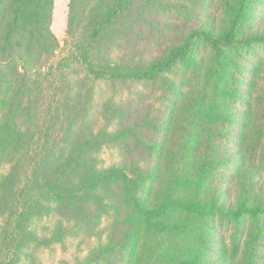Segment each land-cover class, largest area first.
I'll return each mask as SVG.
<instances>
[{
	"label": "trees",
	"instance_id": "obj_1",
	"mask_svg": "<svg viewBox=\"0 0 264 264\" xmlns=\"http://www.w3.org/2000/svg\"><path fill=\"white\" fill-rule=\"evenodd\" d=\"M53 3L0 0V264H42L40 250L67 240L87 246L74 264H129L137 240L186 201V149H165L167 114L135 86L165 81L187 60L188 39L162 38L163 18L189 9L179 0H70L60 45ZM192 29L211 49L236 43L233 30ZM104 149L117 156L109 166ZM165 173L173 187L153 197ZM260 199L228 211L264 212Z\"/></svg>",
	"mask_w": 264,
	"mask_h": 264
},
{
	"label": "rangeland",
	"instance_id": "obj_2",
	"mask_svg": "<svg viewBox=\"0 0 264 264\" xmlns=\"http://www.w3.org/2000/svg\"><path fill=\"white\" fill-rule=\"evenodd\" d=\"M69 1L53 3L51 30L60 45ZM179 1L193 12L166 15L162 42L188 39L187 60L177 63L165 81L135 87L145 104L167 114L161 132L165 149H186V179L178 186L186 201L176 221L164 217L163 226L152 225L149 236L137 240L129 264H264V212L228 211L230 203L236 209L245 199L256 207L264 193V41L257 38L264 34V0ZM192 26L215 34L233 30L236 43L211 49ZM108 85L104 90L121 88ZM100 157L104 166L117 158L110 149ZM162 163L165 170L172 164L163 157ZM173 181L165 173L151 184L153 197L172 188ZM223 202L229 204L224 208ZM86 247L67 240L40 250L39 256L42 264H74Z\"/></svg>",
	"mask_w": 264,
	"mask_h": 264
}]
</instances>
